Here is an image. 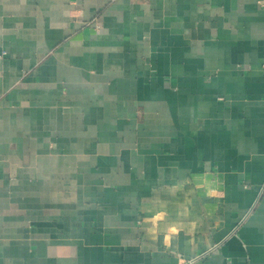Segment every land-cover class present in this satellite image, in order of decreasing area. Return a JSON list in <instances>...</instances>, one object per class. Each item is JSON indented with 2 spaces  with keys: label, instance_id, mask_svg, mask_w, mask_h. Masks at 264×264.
Listing matches in <instances>:
<instances>
[{
  "label": "crops",
  "instance_id": "1",
  "mask_svg": "<svg viewBox=\"0 0 264 264\" xmlns=\"http://www.w3.org/2000/svg\"><path fill=\"white\" fill-rule=\"evenodd\" d=\"M264 264V0H0V264Z\"/></svg>",
  "mask_w": 264,
  "mask_h": 264
},
{
  "label": "built area",
  "instance_id": "2",
  "mask_svg": "<svg viewBox=\"0 0 264 264\" xmlns=\"http://www.w3.org/2000/svg\"><path fill=\"white\" fill-rule=\"evenodd\" d=\"M196 262H197V259H194V260L189 261L188 264H194Z\"/></svg>",
  "mask_w": 264,
  "mask_h": 264
}]
</instances>
